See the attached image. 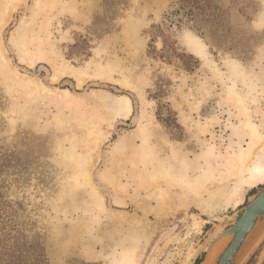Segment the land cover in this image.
<instances>
[{"label": "rangeland", "instance_id": "rangeland-1", "mask_svg": "<svg viewBox=\"0 0 264 264\" xmlns=\"http://www.w3.org/2000/svg\"><path fill=\"white\" fill-rule=\"evenodd\" d=\"M0 40V238L45 264H183L264 188V0H0Z\"/></svg>", "mask_w": 264, "mask_h": 264}, {"label": "water", "instance_id": "water-1", "mask_svg": "<svg viewBox=\"0 0 264 264\" xmlns=\"http://www.w3.org/2000/svg\"><path fill=\"white\" fill-rule=\"evenodd\" d=\"M231 219L233 220L231 227L223 228L212 239H205L203 246L195 248L194 252L186 261V264H196L204 247L207 248L208 254L211 245L221 239L228 238V235L231 238H228L227 244L218 256L216 264H238V259L244 252L242 250L248 243V240L253 234L258 233L264 223V188L253 196L243 211L232 215Z\"/></svg>", "mask_w": 264, "mask_h": 264}, {"label": "bare ground", "instance_id": "bare-ground-1", "mask_svg": "<svg viewBox=\"0 0 264 264\" xmlns=\"http://www.w3.org/2000/svg\"><path fill=\"white\" fill-rule=\"evenodd\" d=\"M188 43L191 46V48H192L194 53H196L199 56L205 55V50H206L207 45L205 44V42L200 37L189 36ZM0 53H1L2 57L5 58V56H3L4 53H3V47L1 45V40H0ZM69 72L71 73L72 76H74L77 79L79 84H83L86 78L92 76V74L89 73L87 70H84V69H81V68H72V69L69 70ZM63 73H64V71H62V74ZM118 98L119 99L113 101V104L111 103V106L113 107L114 111L116 113H125V114L127 113L129 115L131 113V111H132L131 100L127 96H124V95L119 96ZM254 172H256L257 175H260V176L263 175V176H261V178H259L260 180L263 179V177H264V164L258 163L257 165H255L254 166ZM156 173L165 176L164 171H159V172H156ZM156 175L157 174H155V172L151 173L152 177H154ZM167 176H169V175H167ZM201 200H200L199 203L201 204L203 202V206H207V207H202V208H204V210L205 209L208 210L209 206L211 207V203H209L208 201L205 202V201H203V200L201 201ZM204 204H206V205H204ZM210 210H212V208H210ZM210 210H208V211H210ZM263 230H264V223L261 226V228L259 229L257 234L258 235L261 234V232H263ZM228 236H229L228 238H231L230 235H228ZM228 238L221 239L220 241H218L215 244L210 246L209 252H208L203 264H216L218 256L221 254V252L224 250V248H225V246L227 244ZM250 239L248 240V243H249ZM194 250H192L189 253L188 257L185 259L183 264H186V261L188 260L189 256L194 252Z\"/></svg>", "mask_w": 264, "mask_h": 264}, {"label": "trees", "instance_id": "trees-1", "mask_svg": "<svg viewBox=\"0 0 264 264\" xmlns=\"http://www.w3.org/2000/svg\"><path fill=\"white\" fill-rule=\"evenodd\" d=\"M153 38L152 40H155L157 35H154ZM163 56L167 59L169 57L165 53ZM170 114L165 118V121L169 123L175 120L174 116ZM26 243H19L17 240L10 243L6 238H0V264H45V254L41 250L37 252V249H33L31 245L25 247Z\"/></svg>", "mask_w": 264, "mask_h": 264}, {"label": "crops", "instance_id": "crops-1", "mask_svg": "<svg viewBox=\"0 0 264 264\" xmlns=\"http://www.w3.org/2000/svg\"><path fill=\"white\" fill-rule=\"evenodd\" d=\"M260 178H261V177H260ZM259 180H260V179H259ZM259 180H258V181H256V182H257L256 184L252 185V188H250L251 190H252V189H254L253 187H256V186H258V185H259V183L263 182V181H259ZM261 180H262V179H261ZM249 193H250V192H249ZM249 193H248V194H249Z\"/></svg>", "mask_w": 264, "mask_h": 264}]
</instances>
